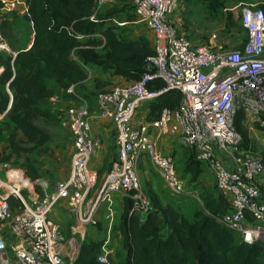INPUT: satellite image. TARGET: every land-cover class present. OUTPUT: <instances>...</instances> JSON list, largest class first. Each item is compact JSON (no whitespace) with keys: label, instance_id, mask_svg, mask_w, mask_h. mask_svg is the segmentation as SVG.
Segmentation results:
<instances>
[{"label":"built area","instance_id":"1","mask_svg":"<svg viewBox=\"0 0 264 264\" xmlns=\"http://www.w3.org/2000/svg\"><path fill=\"white\" fill-rule=\"evenodd\" d=\"M128 1L138 20L151 32L154 54L146 59V71L139 80L116 84L96 94L99 116L113 122L116 158L91 195L96 175L89 169V160L100 139L90 132L89 100L74 85L67 89V98L56 96L53 104L57 117L72 135L69 174L52 189L38 192L21 167L3 164L0 264H65L63 255L75 259L78 250L64 245L63 228L50 215L61 202L75 220L72 234L80 236L87 226L97 223L95 213L104 205L108 234L96 259L111 264L113 195L130 197L133 209L142 216L153 209L139 175L142 158H147L152 173L163 181L171 196L189 195L184 178L176 171L174 156L157 146L156 138L167 135L176 136L180 148L192 149L195 158L209 166L215 189L229 200L231 210L214 218L234 231L241 242L264 246V198L259 187L264 164L258 153L239 150L242 138L233 124L238 109L243 110L245 120L264 122L263 8L244 6V40L220 48L190 41L174 15L178 0ZM8 12L25 14V0H0V25ZM75 36L83 39L86 35ZM1 50L10 51L0 29ZM158 79L164 82L162 88L148 87ZM173 89L181 92L177 107L163 108L157 119H137L142 106ZM6 111L0 113V121ZM221 152L232 156L231 167L222 161L218 155Z\"/></svg>","mask_w":264,"mask_h":264},{"label":"trees","instance_id":"2","mask_svg":"<svg viewBox=\"0 0 264 264\" xmlns=\"http://www.w3.org/2000/svg\"><path fill=\"white\" fill-rule=\"evenodd\" d=\"M187 1H190L186 4L188 7L193 5V0ZM97 2L25 0L27 12L19 16L31 23L33 41L30 47L20 48L14 56L8 54L1 59L0 113L7 111L0 121V134L7 131L8 135L7 144L0 146V164L11 165L14 156L19 160L18 167L32 181L41 177V162L32 154L50 140V133L36 120H59L49 98L55 94L67 98L71 85L86 96L80 86L91 78L88 70L92 66L122 76L129 82L139 80L146 71V59L154 54L152 42L147 37H125L110 22L112 15L125 13L128 6L102 12L97 11ZM130 7L133 10L131 4ZM207 7L219 11L223 4L221 0H207ZM258 7L264 10V1ZM190 11L186 10L185 14ZM136 17L133 11L127 20ZM227 26L234 24L228 20ZM77 33L86 36L78 39ZM91 79L97 89L95 96L106 89V79L95 76ZM163 86L164 82L159 79L148 83L152 89ZM180 101V91L164 92L147 105V120L157 119L163 108H175ZM233 124L242 138L239 150H250L252 138L242 109L236 111ZM255 126L260 128L259 122L256 121ZM194 160L186 167L194 169L197 175L200 166L207 164ZM36 191L41 192L37 185ZM149 197L153 209L142 216L133 209L132 199L124 196L117 224L124 250L119 264H264L262 244L241 242L234 231L214 218L216 214L231 210L229 200L220 193L202 196V208L194 212L192 220L171 203L163 205L154 196ZM246 216L250 219L248 214ZM102 242L103 239H83L77 256L69 263L103 264L96 259Z\"/></svg>","mask_w":264,"mask_h":264},{"label":"crops","instance_id":"3","mask_svg":"<svg viewBox=\"0 0 264 264\" xmlns=\"http://www.w3.org/2000/svg\"><path fill=\"white\" fill-rule=\"evenodd\" d=\"M263 1L264 0H260L259 3ZM13 23L14 22L12 20V17L5 16L1 25L4 26L5 24H7L8 26L11 27ZM22 23L23 25L18 26L19 27L18 29L23 30L24 27H28V39H26L23 43H19V46L15 48L10 46V44L6 42L7 46L10 49V54L16 53V51L20 48L30 47L33 41V30L31 27V23L26 22L23 19H22ZM16 24L18 25V23ZM147 31L149 34V37L147 38L152 42L151 32L149 30ZM129 38L135 39L132 37ZM89 70H90L89 71L90 74L93 73L95 77L104 78L108 81V83L117 82L119 84H127L129 82L126 78L122 76L112 75L110 72H104L96 66L90 67ZM85 82L83 84H85ZM104 88H108V86H105ZM87 98L89 100L90 132L93 136H96L100 139L99 147L92 153L89 160V169L96 175L95 187L91 191V195H93L100 186L103 177L110 166V163L116 158L117 143L115 140V130L112 120L99 116V107L95 94ZM147 112H148V106L147 105L142 106L138 112L137 119L140 120L147 119L146 117ZM7 135H8L7 131H4L0 134L1 147L7 144ZM19 137L23 138L22 136ZM60 140L63 143L62 145H60L61 143L60 142L58 143L59 145L56 143L55 145L52 146V148H50L49 146H47V144H45L38 147L32 154V156L41 163H47L48 165H50L51 163L57 164V168L59 172L56 174L53 181L55 180L60 181L65 179L68 176L70 170V157L73 148L72 138L71 140L60 138ZM156 140H157V146L160 150H162V152L170 153L174 156L175 167H176V162H178L179 165H187L186 158L182 156L181 153L179 152L181 148L177 144L176 136L167 135L164 137L156 138ZM62 149H65L64 152L65 154L62 152ZM218 155L227 166L230 167L232 166V158L229 156V154H225L221 152L218 153ZM14 160L19 161L17 158L15 159V157L12 156L11 162H13ZM0 166L3 167V164H0ZM205 166L206 169H204L203 167V170L200 175L201 177H199L198 179L199 181L203 182L202 184H199V187H194L192 184L187 182L186 178L183 177L185 180V191H187L189 195H185L177 199L171 197V194L165 187L163 181L157 175L152 173L149 162L146 157L141 159L139 165V175L142 184L145 187V190L149 196H154L163 205L167 203H171L173 206L177 207L187 219L192 220L194 218V212L199 209V206L195 202L197 200L201 201L200 197L198 196V190L200 191L201 196H206L207 194H214V195L217 194L214 185L213 172L208 167V165ZM12 167H17V166H12ZM186 172L187 171H184L183 174H186ZM36 180L38 181L40 180L39 184L41 185L47 183V180L43 179L42 177ZM259 187H260L261 195L264 198V171L259 181ZM190 193L192 194L190 195ZM112 203L114 209V221L109 234H110V245L113 247L114 253L112 254L110 260H111V264H119L124 257V250L122 246V237L120 235L119 230L117 229V224L124 207V196L120 193H115L113 195ZM50 215L54 220H56L61 224L63 231H65V233H69L70 237H73L72 235H74L79 239V241L77 242V246L75 247L76 250H78L79 244L83 239L90 238L93 240L95 239L104 240L108 234V222L106 220V211L103 204L100 205L97 212L95 213V218L97 220V223L93 226H87L85 229L84 236H80L79 234L77 235L72 234L71 226L75 223V220L68 212V209L65 206L64 202H61L59 205H57ZM71 248H73V246Z\"/></svg>","mask_w":264,"mask_h":264},{"label":"rangeland","instance_id":"4","mask_svg":"<svg viewBox=\"0 0 264 264\" xmlns=\"http://www.w3.org/2000/svg\"><path fill=\"white\" fill-rule=\"evenodd\" d=\"M193 5H186L187 0H178L177 7L175 9V16L177 18V22L179 23L181 29L186 33L187 37L194 44L198 43H206L216 47L225 48L229 47L231 44L239 43L244 40L245 37V28L243 22L241 20V9L244 6L247 7H257L260 0H221L223 7L219 11L210 10L207 7V0H193ZM128 6L123 14H115L110 17V22L118 27V30L122 32L125 37L138 38L140 36L149 37L148 31L144 24L138 20L136 17L134 20H127L128 15L133 13V10L130 7L128 0H98L96 9L97 11L105 12L106 10L112 7H121ZM186 10H191L189 14H185ZM12 17L13 25L10 27L7 24L0 25L1 36L5 42H8L13 48L19 46V43H23L26 39H28V27H24L23 30L18 29V26H22V19L19 15L14 12L6 13V17ZM234 24L232 27L227 26V21ZM18 23V25L16 24ZM10 54V51L1 50L0 51V62L3 57ZM2 64V62H1ZM2 71V69H1ZM0 71V73H1ZM90 70H88L89 72ZM90 74V72H89ZM90 77H94L93 73L90 74ZM89 79L82 86H80V90L85 93L87 97L91 96L96 92L93 85L92 79ZM119 83L109 82L107 84L108 88ZM56 96L52 95L49 98V104L52 106L53 101L56 100ZM59 97V96H58ZM61 97V96H60ZM259 122L260 128L255 126V122ZM36 123L47 130L50 133V140L47 143V146L52 148L56 143H60V138H65L66 140H71L72 135L67 127L61 124L60 120L52 119V120H43L37 119ZM245 124L249 128V133L252 138V145L250 150L258 153V155L263 160L264 158V122L262 119H254L248 118L245 120ZM63 143L61 142L60 145ZM59 145V144H58ZM62 152H65V149H62ZM182 156L186 158V162H191L195 159L194 151L189 148H181L180 151ZM65 154V153H64ZM232 158V156L229 154ZM16 159V158H15ZM194 162H196L194 160ZM50 163V162H49ZM19 161L14 160L11 163V166L18 167ZM264 164V163H263ZM65 166V165H64ZM187 165H179L176 162L177 172L184 178L187 179V182L192 184L194 187H199V184L203 182L199 181V177H201V172L206 169V166L203 164L200 166L201 171L199 174H195V170H191V168H187ZM195 166V165H194ZM209 167V166H208ZM181 169V170H180ZM184 171H187L186 174H183ZM5 172V168L0 166V176L3 177ZM40 172L41 177L47 180V183L44 185L39 184L40 180H35V184L39 186L41 192L45 190H50L58 180H54L56 174L59 172L57 168V164L51 163L48 165L47 163L40 164ZM201 179V178H200ZM198 196L202 199L201 193L198 190ZM172 198H181L174 197ZM199 208H202V201L195 202ZM64 233L63 243L68 249H71L73 246L74 249L77 246V242L79 239L74 237L72 245L69 243V233ZM65 259V264H68L72 261L67 255H63ZM72 256V255H71Z\"/></svg>","mask_w":264,"mask_h":264}]
</instances>
